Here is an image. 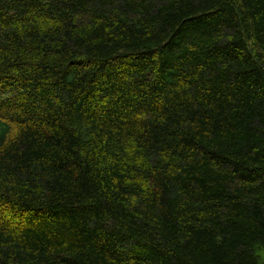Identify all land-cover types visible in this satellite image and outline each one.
I'll use <instances>...</instances> for the list:
<instances>
[{"label": "trees", "instance_id": "trees-1", "mask_svg": "<svg viewBox=\"0 0 264 264\" xmlns=\"http://www.w3.org/2000/svg\"><path fill=\"white\" fill-rule=\"evenodd\" d=\"M0 264H264V0H0Z\"/></svg>", "mask_w": 264, "mask_h": 264}]
</instances>
